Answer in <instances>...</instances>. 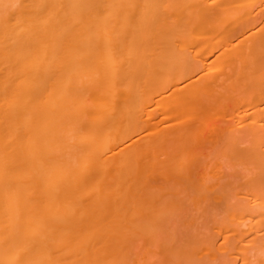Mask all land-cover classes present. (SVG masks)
<instances>
[{
    "label": "bare ground",
    "instance_id": "obj_1",
    "mask_svg": "<svg viewBox=\"0 0 264 264\" xmlns=\"http://www.w3.org/2000/svg\"><path fill=\"white\" fill-rule=\"evenodd\" d=\"M0 264H264V0H0Z\"/></svg>",
    "mask_w": 264,
    "mask_h": 264
}]
</instances>
